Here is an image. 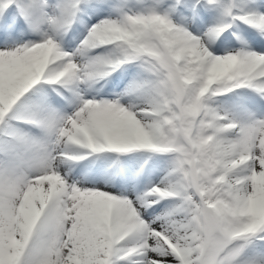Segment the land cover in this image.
I'll use <instances>...</instances> for the list:
<instances>
[{"label":"snow or ice","instance_id":"snow-or-ice-1","mask_svg":"<svg viewBox=\"0 0 264 264\" xmlns=\"http://www.w3.org/2000/svg\"><path fill=\"white\" fill-rule=\"evenodd\" d=\"M0 264H264V0H0Z\"/></svg>","mask_w":264,"mask_h":264}]
</instances>
